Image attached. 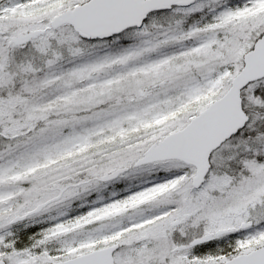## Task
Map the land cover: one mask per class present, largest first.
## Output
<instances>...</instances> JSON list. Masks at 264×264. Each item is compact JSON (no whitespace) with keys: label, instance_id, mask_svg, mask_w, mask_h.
<instances>
[{"label":"snow or ice","instance_id":"1","mask_svg":"<svg viewBox=\"0 0 264 264\" xmlns=\"http://www.w3.org/2000/svg\"><path fill=\"white\" fill-rule=\"evenodd\" d=\"M0 264H264V0H0Z\"/></svg>","mask_w":264,"mask_h":264}]
</instances>
